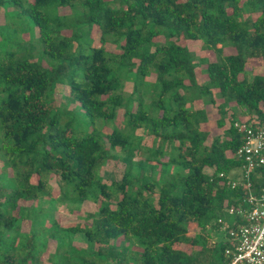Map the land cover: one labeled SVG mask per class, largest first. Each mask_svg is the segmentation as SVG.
Returning <instances> with one entry per match:
<instances>
[{
	"label": "trees",
	"instance_id": "obj_1",
	"mask_svg": "<svg viewBox=\"0 0 264 264\" xmlns=\"http://www.w3.org/2000/svg\"><path fill=\"white\" fill-rule=\"evenodd\" d=\"M262 58L264 0H0V264H225L209 241L248 191L229 175L236 122L264 125ZM249 180L263 192L264 164Z\"/></svg>",
	"mask_w": 264,
	"mask_h": 264
},
{
	"label": "built area",
	"instance_id": "obj_2",
	"mask_svg": "<svg viewBox=\"0 0 264 264\" xmlns=\"http://www.w3.org/2000/svg\"><path fill=\"white\" fill-rule=\"evenodd\" d=\"M236 125L246 134L236 153L242 161L240 177L229 176V182L233 186L246 182L248 191L242 198L244 204L226 208L233 215L234 226L226 227L225 264H264V190L260 194L253 191L249 180L256 166L264 164V129L259 125L254 129L242 122ZM222 221L218 219L219 223Z\"/></svg>",
	"mask_w": 264,
	"mask_h": 264
},
{
	"label": "rangeland",
	"instance_id": "obj_3",
	"mask_svg": "<svg viewBox=\"0 0 264 264\" xmlns=\"http://www.w3.org/2000/svg\"><path fill=\"white\" fill-rule=\"evenodd\" d=\"M95 32V30H94ZM157 40L163 41L164 37L163 36H159L156 37ZM192 51H194L196 53V59H201L203 56H206L205 58L208 60H215V54L213 51L211 50H207L202 48L201 46V42L197 41V40H188V41H184ZM98 43V38L95 37V42L94 44L96 45ZM112 49H115L112 47ZM235 49L233 48V46H229L225 48L224 53L225 54H231L234 53ZM207 63L204 62L202 64V67H206ZM264 73V58L262 59H252L246 69V74L248 75L249 78H252L254 75L256 74H263ZM200 75V80H205V75L199 74ZM130 89V85L127 86V89ZM58 100L60 101L61 95H57ZM196 104H198V106H202L200 102H197ZM208 109H209V116L212 119H215L218 117L219 115V111L217 110L216 107H214L212 104L208 105ZM231 112V111H230ZM240 113H238L239 115ZM121 115V114H120ZM240 117V116H239ZM242 117V116H241ZM240 117V118H241ZM240 121V120H239ZM242 123H246L245 121H242ZM262 128L264 129V125H262ZM142 130H139V132L141 133ZM144 143L146 144H152V137L150 135H146L144 137ZM1 161H0V165H1ZM125 171V163L120 160V159H109L106 163L105 166L103 168V175L105 178H107L108 180H121L123 173ZM241 174V170L237 171L236 169L234 171H232V173L229 175L231 177L236 176V177H240ZM162 175L158 174L157 177L160 178ZM54 193L58 194V187L55 184L54 187ZM253 190V188H252ZM254 191V190H253ZM45 203L42 204V202L40 204L43 205V207H48L49 203L44 201ZM30 203V201H21V204H26L28 205ZM41 207V206H40ZM83 207L87 210H94L96 208V203L92 202V201H86L83 204ZM54 215L55 217L64 225H74L76 223V221L79 220V218L76 215L70 214L65 210V205L62 203H58L56 204V209L54 210ZM219 226V230L215 227L214 230L212 229V235L210 237V244H214L217 241L223 240L226 242V247H227V240H228V236H227V226H234V220H224L222 221V223L218 224ZM29 229V224L26 222L23 223V230H28ZM198 229L194 228L190 231L191 235H194L195 232H197ZM80 243L79 241H76L75 244ZM55 245L54 241H51L48 250L52 249ZM181 247H184L186 250L190 251L192 250V246L190 244H183ZM225 247V248H226ZM48 252L45 253V257H47Z\"/></svg>",
	"mask_w": 264,
	"mask_h": 264
}]
</instances>
